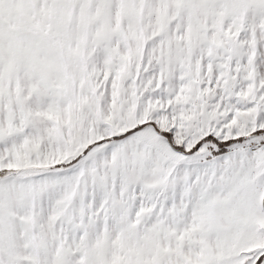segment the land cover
I'll return each mask as SVG.
<instances>
[{"label":"snow or ice","instance_id":"obj_1","mask_svg":"<svg viewBox=\"0 0 264 264\" xmlns=\"http://www.w3.org/2000/svg\"><path fill=\"white\" fill-rule=\"evenodd\" d=\"M0 264H264V0H0Z\"/></svg>","mask_w":264,"mask_h":264}]
</instances>
